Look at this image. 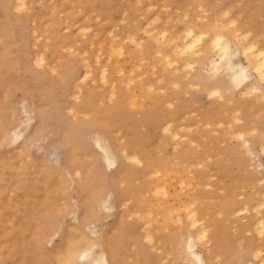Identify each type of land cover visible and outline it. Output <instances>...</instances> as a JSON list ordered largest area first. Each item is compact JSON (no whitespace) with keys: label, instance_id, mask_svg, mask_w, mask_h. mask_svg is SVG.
I'll return each instance as SVG.
<instances>
[{"label":"rangeland","instance_id":"1","mask_svg":"<svg viewBox=\"0 0 264 264\" xmlns=\"http://www.w3.org/2000/svg\"><path fill=\"white\" fill-rule=\"evenodd\" d=\"M5 1L7 5L3 6L2 2ZM89 1L92 6L82 0H0V29L7 24H12L14 29L11 43L8 38L0 35V50L8 43L12 45L11 52L16 62V69L6 76L8 86L5 89V117L0 125V157L6 158L7 165H13L11 162L15 164L28 161V171L34 173L38 170L35 162L57 168L66 163L65 149L56 136L71 142L74 149L90 152L101 170V178L94 204L97 213L87 222L86 231L91 237L97 235L90 232L94 227L96 232L101 228L111 234L118 229L130 232L138 240L143 264H170L172 257L169 252L176 253L180 250L184 253L187 251L184 257L180 255L185 264H204L188 251L189 245L194 246L193 250L204 257L206 249L211 245L213 248L217 233L227 234L230 244L241 254L244 253L237 258V264H256L264 256V250L260 256H255L256 245L252 244L264 239V231L259 237L254 225L257 218L264 219V81H260L253 70L249 69L251 84L259 88L257 91L252 89L249 95H242L232 84L230 73L225 67L230 60L234 64L237 61L236 65L239 66L248 64L243 51L241 53V44L248 46L255 42L258 48L264 46V0ZM22 2L26 4L20 6ZM106 4L110 8V16L102 13ZM101 7L102 11H99ZM52 20L58 21L57 30L52 31ZM214 25L216 27L213 28ZM189 27L196 33L203 31L204 36L202 34L193 50H188L191 53L185 51L179 55L171 46H182ZM129 29L135 34H129ZM248 31L251 32L247 33ZM215 32L223 33L222 42L226 44L227 50H221L212 43ZM178 34L180 37L177 39ZM243 34L247 36L244 37ZM65 35H70L73 41L68 43ZM112 35L122 39L123 50L108 59L104 50L97 51V48L101 38L105 43ZM240 35L243 37H239ZM23 37L28 40L33 52L26 50ZM172 38L175 39L174 42ZM54 48L59 49L62 59H88H83V64H78L75 71L77 77L85 70H91L85 82L83 81L84 86L77 98L72 97L70 89L66 94L56 85L57 80L53 76L57 71H47L57 63L48 54ZM222 51H226V55H222ZM97 52L99 62L95 59ZM36 53L39 56L44 54L45 62H34L33 56ZM166 54L170 56L172 63L165 61L168 58ZM87 62L105 66L107 79L102 80L99 70L87 67ZM115 63L122 69H115ZM173 80H179L181 90L180 85L176 87L171 82ZM111 83H114L113 87ZM88 88L94 89L93 107L100 109L119 99L120 91L130 92L136 98L135 106H128L131 115L128 127L124 130V138L115 142L110 140L116 147L113 152L118 164L131 167L132 173L126 183L118 184L108 178L111 168L106 162L104 150L98 146L106 144L109 140L107 134L98 132L90 122L92 115L84 111L81 112L82 115H74L70 111L71 102L81 110L82 95ZM213 88H219L223 98L210 94L209 91ZM178 89L180 93L175 96ZM236 93L239 94L238 97ZM156 104L160 106L164 119H170L172 127L169 133L153 127L150 118L145 115L146 109ZM133 116L143 122L140 128L141 133L149 139L148 149L152 150L153 145L160 142L158 137L163 136L167 142L162 144V151L158 155L178 161L175 163L176 170L165 174L168 183L166 190L159 188L156 192L147 191L141 200L134 203L138 210L151 213L165 207L168 202L177 207L172 223L167 228L155 229L156 241L146 238L143 219L137 213L121 217V189L126 186L137 188L144 182L156 180V176L146 173L145 161H132L119 154V142L124 143L135 137L134 128L130 126ZM117 119L120 121V118ZM174 130L180 133L178 151L187 154L183 160L175 157L174 141L171 139ZM238 130H242L243 135L237 134ZM206 145L209 146L208 150H205ZM20 148L26 150V156L13 159ZM3 175L5 179L4 189L0 192V230L12 231L20 221V215L13 204L19 200L14 201V198L22 197L24 191L13 181L9 167L3 168ZM230 186H236L233 193L229 192ZM198 192L204 197L194 200L193 195ZM79 195L80 190L72 186L68 196L69 210L43 234L42 241L46 246L57 245L61 239L60 234L64 233L62 227L75 221L74 204ZM147 196L148 205L144 201ZM36 197L37 194L32 199ZM229 197H233L235 201L228 212H223V202ZM199 201H204L208 206L206 218H201L204 225L208 226V232L205 238L195 241L194 245L191 237L189 238L191 235L187 212L190 207L199 206ZM128 205L127 202L126 207ZM158 217L159 223H163L162 216ZM167 237H171V243L164 242ZM128 245L131 249L134 248V242H129ZM87 249L95 255L100 253V246L95 241L84 245L80 252ZM4 251L6 253L7 250ZM5 253L3 258L8 259ZM136 256L139 258L132 254L128 261L132 262V258ZM158 257L160 263L157 262ZM220 261L221 258L216 257L212 264H219ZM4 264H11V260H6Z\"/></svg>","mask_w":264,"mask_h":264},{"label":"bare ground","instance_id":"2","mask_svg":"<svg viewBox=\"0 0 264 264\" xmlns=\"http://www.w3.org/2000/svg\"><path fill=\"white\" fill-rule=\"evenodd\" d=\"M82 1L89 4V6H92L89 0ZM2 4L3 6L7 5V1L2 2ZM20 4V6H23L26 4V2H22ZM99 11H102V7L99 9ZM102 13L106 16H110L109 5L106 4V8H104ZM197 17H199V15ZM50 23L52 31L54 29L57 30L59 25L58 21L52 20V22ZM11 25L12 24H7L0 29V35L4 38H8L10 43L12 38L11 35L14 33V29ZM216 26L214 25L213 28ZM36 30H39V28H37ZM128 31L129 34H135L130 29ZM237 31L240 32V30ZM237 31L236 33H238ZM249 32L251 31H248L247 33ZM202 34L203 31L200 33H196L193 28L189 27L186 35L184 36L185 39L182 43V46H179L178 44H173L171 47L173 51L178 52L179 55H182V53H185V51H191L194 49L196 44H198L197 42L201 40ZM222 34L215 32V35L211 41L212 43H215V45L218 46V48H220L221 50H225L226 44L224 45L222 42L224 40L222 39L224 37V35ZM113 36L114 35L107 38L105 43L102 41V38L101 41L98 42L99 48H97V51L104 50V53L108 55V59H111V57L116 53H122L123 50L122 39ZM243 36L240 35L239 37ZM64 37L68 40V43L73 41V38H71L70 35H65ZM132 37H134V35ZM178 37H180L179 34L178 36L176 35L177 39ZM174 38H172L173 42L176 39ZM22 41L25 45L26 50L33 52L31 45L29 46V42L25 37L22 38ZM240 49L241 53L243 51V55L246 57L248 64L239 66L236 65L238 64L237 61L236 64H234L233 62H230L231 60L229 59L230 61L227 62V66L225 67V69H228V72L230 73L231 82L234 86L238 88L239 92H241L242 95H249L252 89H254V91H257V89L259 88L258 86L251 84V75L248 72L249 69L253 70L255 76L259 78L260 81L261 79L264 81V46L258 48L256 43L254 42L252 44H248V46L241 44ZM11 50L12 45H10L9 43L4 46L2 50H0V125L5 117V89L8 86V78H6V76H8L10 72L16 69V62H14L15 58ZM192 53L194 52L192 51ZM225 53L223 52L222 55H226ZM48 54L49 58H52L53 61L57 62L55 66H51L47 69V71L49 72L52 70L57 71V74L53 76V79H56L58 81H55L56 85L61 87L62 92H66V94L70 89L69 92L72 97L77 98L80 95L81 89L84 86L86 76H89L91 70H85L82 75H78L77 77L75 71L78 64H83V59H88L80 57L74 59L75 61H72L71 59L66 60L65 58L62 59V54L57 48L50 50ZM163 57L164 56L162 55V58ZM44 59V54L39 56L36 53L33 56L34 62L36 61V63L38 64V61L41 62ZM95 59L97 61L99 59L98 52L95 54ZM165 61H170L168 63H172L169 55ZM40 64H42V62ZM96 65V63H86L87 67H94L99 70V75L102 80L107 79L108 75L105 66ZM2 67L3 69H1ZM114 67L115 69L118 68V70L122 69L120 65H118V63H115ZM221 67L219 69H221ZM216 68L218 69L217 66ZM162 78L164 77H161V79ZM78 80L81 82L79 83ZM91 80H94V78H91ZM113 81H115V79ZM171 82H173L176 87L180 85L181 90L182 84L179 83V80H173ZM113 85L114 83H111L112 87ZM150 86L151 85H149V87ZM180 90L175 92L174 95L178 96ZM112 91H114V89ZM209 93H213L223 98L222 92L219 88H213L209 91ZM237 93L235 95L238 97L239 94ZM94 97V89H86L84 94L82 95L83 101L81 110L79 111L77 104L71 102L70 111H72L74 115H76L77 113H79L78 115H82L81 112L83 111L86 112V114L88 113L92 115L93 118H91L90 122L94 124L98 132L107 134L109 140H107L106 144H97L104 150V154L106 156L105 159H107L106 162H108V167L111 168V171L108 173V178L112 179L115 183L118 184H120L121 182L126 183L132 173L131 167L126 164H118L117 157L114 153L116 151V147L110 140L115 142L121 140L120 138H124V130L128 127V120L131 115L128 111V109H130L128 106H135L136 98L130 92L120 91L118 96L119 99L113 100L111 105L100 109L98 107H93L92 103L95 99ZM236 103H238V101H236ZM238 105L239 104H237V106ZM159 107L160 106H158V104L152 106V108L148 107L145 111V115L150 118V122L153 127L159 128V130H161L162 132H168L171 130L172 127L170 119L167 117H165L164 119L163 112ZM117 118H120V121ZM236 118L239 119L238 117ZM130 126L134 128L133 132L135 134V137L132 140H126L124 143L119 142V154L122 158L129 159L132 161H145L146 173H148L149 175L156 176V180L144 182L137 188H135L134 186H126L121 189L122 193L120 203L123 206L121 217H125L132 212L137 213L138 216L143 219L144 227L146 230L144 235H146V238L149 237L152 240L156 241L157 235L155 229L157 227L164 228L169 225V223H172L174 213L177 207H175V204L168 202L165 207H161L151 213L149 211L138 210L137 208H135L134 203H137L139 200H141V197L144 196L147 191L156 192L159 188L166 190L168 183L165 179V174L170 170L175 171V163H178V161H175L172 158H165L158 155V152L160 153L162 151V144L167 142V139L165 137L159 136L158 139L160 140V142L153 145V149L150 150L148 149L149 139L146 135L141 133L140 127L143 126V122L133 116L130 120ZM241 133L243 135L242 130L237 131V134L240 135ZM179 135L180 133L177 130H174L171 133V139H173L174 141V149L176 151L175 157H180L183 160L187 154L178 151L180 145L179 143H181L178 137ZM56 138L59 141L60 145L65 149L66 153V163L62 166H59V168L41 162H35L34 164L38 167V170L34 173H30L27 167L29 165L28 161H20V163L15 164L11 162V164L13 165H7L6 158L0 157V192H2L4 189V167H9L11 169L12 176L14 178L13 181L19 189H22L24 191L22 197L14 198V201L19 200L18 203H13L16 207L17 213L20 215V221L15 225L12 231H6L2 229L0 230V264H4L6 260H11V264H143L144 261H142V252L139 249L140 245L138 243V240L136 237H133L130 232L118 229L114 234H111L103 228L96 232L94 227L90 229V232L97 235L96 237H91L89 232L86 231L87 222L90 220L91 217L95 215V213H97L94 204L97 198V193H99L98 188L101 178V170L90 152H87L83 149H74L72 147V143L65 141L66 139L64 137L56 136ZM154 138L156 139V136ZM97 142H99V140ZM263 147L264 141L262 143V148ZM208 149L209 146L206 145L205 150ZM26 154V150L20 148V150H18V153L16 152L14 154L15 156L13 157V159H22L26 156ZM227 168H225V171H228ZM184 181L185 180H183V182ZM72 186H76L80 190V195L75 199L74 204L75 213L73 212V214H75V221L69 223L67 226L62 227L64 233L60 234L61 239L57 245L46 246L42 241L43 234L53 223H55V221L58 220L60 216H62L69 210L67 209L68 196L69 190ZM236 186H230L229 192L233 193ZM35 194H37V197L32 199ZM201 194V192H198L197 194L193 195V199L197 200L199 198H203L204 196ZM148 200V196L144 198L146 205H148ZM234 201L235 200L233 199V197H229L228 200L223 202L221 211L228 212L233 206ZM127 202L129 205L126 207ZM199 202V206H197L196 208L190 207V210L187 212L189 220L188 230L190 232L189 235H191L189 236V238L191 237V240H193V243L191 242L192 244H194L195 241H199L205 238L208 232V226L204 225V222L201 220V218H206V215L208 214V206L204 201ZM146 205L144 207H146ZM1 211L2 207H0V214ZM158 215L162 216L161 221L163 223H159L160 218L158 217ZM200 220L202 221V224ZM215 223L218 224L219 222ZM254 225L256 231L259 233V237H261V232L264 231V219L261 217L257 218V220L254 222ZM168 232H170V229L168 230ZM212 235L213 233H211V236ZM214 237L215 240H213V248H211V245L206 249V256L203 257L200 253L193 250L194 246L191 247V244L189 245L190 250L188 251H190V253L194 256L196 260L198 259L199 261H202L201 263L204 264H212V260L216 257L221 258L219 264H237V258L244 253L241 254L240 251H237L235 247L230 244V239L227 234L221 235L220 233H217ZM92 241H95L98 246H100V253H98V255H95V253H91L88 249L87 251H83L84 253L80 252V249L84 245H89V243H91ZM129 242H134L133 249H131L132 247H129ZM164 242L171 243V237H167ZM252 244L254 246L256 245L254 249L255 256H260L262 251L264 250V239L258 243L253 242ZM4 250H7L6 253ZM186 252L184 253L183 250H180L176 253H173L172 251L169 252L172 257L170 264H185L181 256L184 257ZM4 253L5 255H7L8 259L3 258ZM132 254L138 255L139 258H137V256L133 258L131 257L132 262H130L128 261V258L129 256H132ZM82 255H84V257ZM159 258L160 257L157 258L158 263H160ZM256 264H264L263 255L257 260Z\"/></svg>","mask_w":264,"mask_h":264}]
</instances>
